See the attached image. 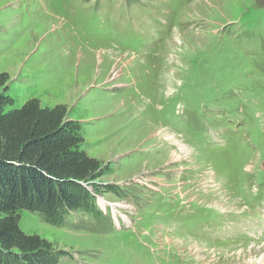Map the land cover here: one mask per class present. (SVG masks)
Returning <instances> with one entry per match:
<instances>
[{
  "label": "rangeland",
  "instance_id": "1",
  "mask_svg": "<svg viewBox=\"0 0 264 264\" xmlns=\"http://www.w3.org/2000/svg\"><path fill=\"white\" fill-rule=\"evenodd\" d=\"M2 72L103 166L43 264H264V0H0Z\"/></svg>",
  "mask_w": 264,
  "mask_h": 264
},
{
  "label": "trees",
  "instance_id": "2",
  "mask_svg": "<svg viewBox=\"0 0 264 264\" xmlns=\"http://www.w3.org/2000/svg\"><path fill=\"white\" fill-rule=\"evenodd\" d=\"M8 80L0 73V264H43L56 256L52 245L20 229L19 211L44 214L55 226L94 214L97 199L87 185L103 166L82 150V122L67 119L65 105L42 107L31 98L12 108Z\"/></svg>",
  "mask_w": 264,
  "mask_h": 264
},
{
  "label": "bare ground",
  "instance_id": "3",
  "mask_svg": "<svg viewBox=\"0 0 264 264\" xmlns=\"http://www.w3.org/2000/svg\"><path fill=\"white\" fill-rule=\"evenodd\" d=\"M116 74V73H115ZM118 75V74H117ZM175 140V139H174ZM179 143V142H178ZM223 187V186H222ZM223 195V194H222Z\"/></svg>",
  "mask_w": 264,
  "mask_h": 264
}]
</instances>
